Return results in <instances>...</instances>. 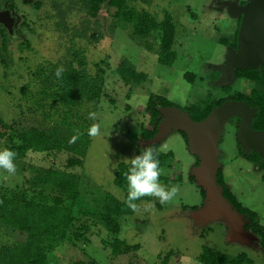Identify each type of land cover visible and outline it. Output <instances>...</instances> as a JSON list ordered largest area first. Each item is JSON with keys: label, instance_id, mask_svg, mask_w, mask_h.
<instances>
[{"label": "rangeland", "instance_id": "1", "mask_svg": "<svg viewBox=\"0 0 264 264\" xmlns=\"http://www.w3.org/2000/svg\"><path fill=\"white\" fill-rule=\"evenodd\" d=\"M222 1L133 3L137 9L151 12L158 19L165 13L171 15L176 26L172 46L176 59L169 66L158 62L153 42L151 48H147L131 37L129 25L114 22V8L107 0L94 18L83 11L77 0H0V7L8 8L15 17L12 32L0 24L1 134L4 133L3 125L12 128L44 126L41 116L27 109L31 101L37 104L49 102L50 98L55 101L56 93L50 92L53 88L49 91L38 89L40 85L34 83L36 75L43 77L61 65L63 68L69 64L77 67L78 60H83L89 72L103 68L105 95L94 111L96 118L93 120L102 132L89 136L81 164L68 169L87 181L81 183L82 195L91 203L101 192L125 200V192L113 182L120 162L130 163L128 159L138 155L144 146L152 147L157 155L168 151L173 155L170 166L162 168V174L171 180L161 183L177 186V196L163 205L155 197L143 198L135 202V211L119 218L117 236L130 244H138L135 252L112 255V235L98 221L86 219L87 230L82 232V237L71 244L57 246L50 254L51 264H72L87 261L89 257L101 264H159L164 258L167 264H200L198 256L206 247L229 256L245 252L251 259L249 264H264L258 237L245 226L246 216L207 195L203 181L193 174L196 157L183 136L172 130L163 138H141L142 126L150 128L146 107L151 94L163 95L178 107L197 104L208 92L215 99L226 97L219 89L212 88L215 85L211 78L217 72L215 67L224 60L227 45L233 42L238 18L221 6ZM73 54L78 59H73ZM123 58L147 75L144 82L126 84L120 79L116 68ZM185 73L195 78L191 81ZM23 86L26 93L22 92ZM228 86L230 94H248L258 87L236 75ZM55 107L48 111L42 106L43 109L36 112L47 114ZM235 117L224 123L219 136L217 170H222L223 180L237 200L254 211L264 225L262 171L240 154L236 140L239 122L236 123ZM50 120L56 119H48L46 123ZM8 131L0 136V146L7 142L6 135L11 133ZM71 156L65 150L27 151L15 161L17 172L14 176L0 170V195L21 191L24 180L32 175L29 165L63 168ZM79 226V222L74 223L72 231ZM23 238L24 235L17 231L0 225V247Z\"/></svg>", "mask_w": 264, "mask_h": 264}, {"label": "trees", "instance_id": "2", "mask_svg": "<svg viewBox=\"0 0 264 264\" xmlns=\"http://www.w3.org/2000/svg\"><path fill=\"white\" fill-rule=\"evenodd\" d=\"M77 1L83 7V11L94 18L105 0ZM147 1L149 0H107L108 4L114 8L112 14V17L116 19L114 22H118L121 26L129 25L131 37L143 42L147 48L150 49L153 42L158 62L171 66L176 59V52L172 47L175 42V23L168 13L163 14L162 19H158L151 12L139 10L133 4ZM237 18L238 24L233 42L228 44L231 48L236 47L241 16ZM75 57L78 59L73 54V59ZM56 69H51L43 77L37 74L34 80L35 84L40 85L38 89L47 91L53 88L54 90L50 92L56 93L53 96L56 100L50 98L51 101L46 103L40 101V104L31 101L27 109L29 112L39 114L44 126L12 128L3 125L4 133H0V136H4L8 130L11 133L6 135L7 142L0 148L13 149L17 154L16 160L24 157L29 150L46 152L65 150L69 151L72 156L66 159L63 168L29 165L32 175L24 180L21 191L12 195L7 193L0 195V225L24 235L23 240H15L0 247V264H51L50 254L57 246L65 243L71 244L76 238L82 237V232L87 230L86 219L98 221L112 235L110 241L112 255L133 253L139 247L138 244H130L117 236L120 232V216L132 212V209L125 203L127 197L125 173L129 163L120 162L113 178L114 184L125 192V200H119L110 193L101 192L94 202H89L82 195L81 188V183L86 180L82 175L68 170L82 162L81 157L89 141L87 130L93 124V119H89V113H94L101 98L105 95L104 70L97 68L89 72L85 62L78 60L77 67L69 64L67 68H64L62 77L57 79ZM116 70L120 79L126 84H139L147 78V75L138 71L127 58L120 60ZM218 75L219 73L215 72L211 80L217 79ZM184 76L191 81L195 78V75L189 73H185ZM236 76L252 81L258 87H254L248 94L242 92L230 94L228 85L221 88L212 85V88L219 89L226 94V97L221 96L215 99L214 95L208 92L206 97L199 100L197 104L179 108L187 111L192 120L200 121L209 114L213 107L221 105L227 98L244 100L250 107L256 109L252 119V128L264 131V68L260 66L256 69L236 70ZM22 92L26 93L25 87ZM42 106L48 111L53 106L56 107L51 109L54 113L47 112L41 115L36 111L43 109ZM158 106L176 105L163 95L151 94L149 96L146 108L149 113L150 128L142 126L141 138L143 140L151 139L157 132L162 117ZM48 119L56 120L46 123ZM235 121L238 123L239 118L235 117ZM178 132L187 144L186 134L182 131ZM73 136H77L74 141H72ZM240 154H242L241 151ZM242 155L261 169V177L264 181V158L254 151ZM158 158L163 168L170 166L173 155L170 151L161 152ZM195 164H198L197 157ZM192 179L190 176V180ZM160 180L168 183L171 178L162 174ZM178 180L180 181V178ZM216 180L222 187L225 200L238 213L246 216L248 221L245 226L258 237L259 245L264 252V225L259 221L257 214L237 200L226 186L221 169L217 170ZM200 193L204 198V191L201 188ZM143 198L148 197L141 199ZM191 208L196 207L191 206ZM81 219L84 220L81 221ZM77 222L80 224L79 228L76 227L77 229L72 231L73 224ZM198 262L200 264H249L251 259L245 252L229 256L206 247L199 254ZM72 264L101 263L89 257L87 261H76ZM159 264H167V259L160 260Z\"/></svg>", "mask_w": 264, "mask_h": 264}, {"label": "water", "instance_id": "3", "mask_svg": "<svg viewBox=\"0 0 264 264\" xmlns=\"http://www.w3.org/2000/svg\"><path fill=\"white\" fill-rule=\"evenodd\" d=\"M221 6L230 13L241 16L237 31L236 48L227 46L224 60L215 69L219 72L213 81L215 86H226L236 75V70L264 68V0H224ZM0 24L9 32L13 31L15 17L9 9L0 10ZM161 120L154 139L163 138L170 131H182L187 136L189 150L198 159L193 174L203 181L207 195L217 198L225 207H233L222 195V187L216 181L218 163L217 142L224 123L231 117H238L239 124L236 140L242 154L256 152L264 158V131L252 128V119L256 109L244 100L227 99L221 105L213 107L200 121H194L187 111L177 106L159 107ZM206 196V197H209ZM234 210V209H233ZM236 211V210H234ZM237 212V211H236Z\"/></svg>", "mask_w": 264, "mask_h": 264}, {"label": "clouds", "instance_id": "4", "mask_svg": "<svg viewBox=\"0 0 264 264\" xmlns=\"http://www.w3.org/2000/svg\"><path fill=\"white\" fill-rule=\"evenodd\" d=\"M64 68L61 65L56 69L55 76L57 79L62 77ZM146 99V98H145ZM96 114L89 113V119L95 120ZM102 129L93 123L87 130L89 136H97L101 134ZM77 136L72 137L74 141ZM16 152L10 147L0 148V170L15 175L17 172ZM130 161L125 178L127 181V197L125 203L135 211L137 209L138 200L142 197H155L161 205L172 201L178 194L177 186H169L161 183L162 175L161 162L158 155L154 153L152 147L144 146L143 150L135 155Z\"/></svg>", "mask_w": 264, "mask_h": 264}, {"label": "flooded vegetation", "instance_id": "5", "mask_svg": "<svg viewBox=\"0 0 264 264\" xmlns=\"http://www.w3.org/2000/svg\"><path fill=\"white\" fill-rule=\"evenodd\" d=\"M5 9H8V8H6V7H3V8L0 7V10H5ZM227 46H229V45H227ZM233 48H234V47H233ZM235 48H236V47H235ZM235 48H234V49H235Z\"/></svg>", "mask_w": 264, "mask_h": 264}, {"label": "crops", "instance_id": "6", "mask_svg": "<svg viewBox=\"0 0 264 264\" xmlns=\"http://www.w3.org/2000/svg\"><path fill=\"white\" fill-rule=\"evenodd\" d=\"M239 1V3H242L243 1H246V0H238Z\"/></svg>", "mask_w": 264, "mask_h": 264}]
</instances>
